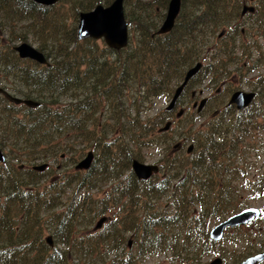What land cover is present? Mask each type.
I'll return each instance as SVG.
<instances>
[{
	"label": "trees",
	"instance_id": "trees-1",
	"mask_svg": "<svg viewBox=\"0 0 264 264\" xmlns=\"http://www.w3.org/2000/svg\"><path fill=\"white\" fill-rule=\"evenodd\" d=\"M66 1L78 22L81 12L113 0ZM187 1L191 6L181 5L172 30L150 37L163 17L162 5L156 13L154 5L124 0L129 28L138 37L130 35L123 50L105 47L115 56L109 61L102 59L96 41H78L76 27H66L68 9L59 8L63 0L50 7L32 0H0V20L25 22L26 32L39 38L37 49L49 60L39 65L19 59L8 42L6 51H0L1 80L12 78L13 86L23 87L21 98L38 103L29 107L0 97V149L7 158L0 163V264H142L159 255L154 264H204L205 258L222 254L219 247L228 237L214 242L208 231L213 222L237 212L239 185L248 191L244 208L264 198V174L247 181L245 162L255 153L257 133L264 132V89L261 100L247 109L233 113L219 106L205 123L197 125L190 118L170 132L159 133L169 112L151 114L158 100L171 98L207 50L218 64L217 74L202 68L198 84L206 72L218 77L228 66L243 69V61L264 76V0H252L258 4L251 27L261 26V34L251 36L256 55L241 47L237 36L224 37L217 48L209 46L249 0ZM143 14L153 17L149 25L141 22ZM238 54L245 58L241 63ZM171 132L183 144H193L191 153L171 152ZM155 147L159 171L138 181L131 163L141 162L143 153ZM86 151L95 155L86 171L73 166L46 180L47 170H32L62 155L74 165ZM102 216L110 222L93 230V221ZM127 234L135 254L127 250ZM47 236L53 247L45 242ZM239 239L235 234L231 241Z\"/></svg>",
	"mask_w": 264,
	"mask_h": 264
},
{
	"label": "rangeland",
	"instance_id": "rangeland-1",
	"mask_svg": "<svg viewBox=\"0 0 264 264\" xmlns=\"http://www.w3.org/2000/svg\"><path fill=\"white\" fill-rule=\"evenodd\" d=\"M140 1H145V0H140ZM251 3L252 2H250V4ZM254 3L257 6L258 2L254 1ZM250 4H247V5H250ZM59 5H61L59 7L61 9H64V10L68 9L67 10L68 15H66V19H65L66 27H69V28L77 27L78 22H75V19H74L75 13L73 12V10L71 8V1L63 0V3H59ZM241 7H242V3L240 4V8L238 9V17H239V12L241 10ZM127 8H128V6H125L124 15L127 11ZM263 10H264V8H263ZM235 18H237V17H235ZM125 19H126V17H125ZM238 24L242 25L243 22H238ZM25 25H26L25 22H16L14 25H10L7 22H5V20H3V21L0 20V51L1 52L6 51V43L7 42L10 43V45L12 47H14L21 42L19 40V37L24 36V35H25V38L27 39L26 43L33 46L34 48L38 47V42L40 41L39 38L36 35H32L31 33L26 32V29H25L26 26ZM129 33H130V35H132V37H136V35H137L135 33V29H132L131 27L129 28ZM134 33H135V35H134ZM216 33H219V30ZM13 36H14V38H12ZM137 37H138V35H137ZM96 42L98 44L99 51L103 53L102 59H109V61L115 59L114 55L105 51L104 48L106 46L102 40H99ZM210 45L212 46L211 43H210ZM260 45H261V53H262L261 57L264 59V37H262V39L260 41ZM1 47H2V49H1ZM8 54H10V53H8ZM202 56L209 59V62H210L209 65L212 67L211 70H213L214 73L217 74V71L215 72L214 67L218 66V64L215 62L214 58H212V56L210 57L209 52H206V51L202 53ZM237 57H238L239 63H241V61L243 60V56L241 55V57H240L238 54ZM232 58L234 59V57H232ZM206 63L207 62H205V64ZM0 64H3V63L0 62ZM239 66H240V64H239ZM228 67H233V66H228ZM225 71H227V70H225ZM257 73H258L257 74L258 79H260V81L262 82L261 78L259 77V75L261 74V70L258 71ZM263 74H264V70H263ZM2 76H3V74L1 75V71H0V87H3L6 90H9L10 92L7 91L9 94L16 96V97H20L21 96L20 91H23V87H20L19 83H16L13 86V79L12 78H9L8 80H1ZM207 76L208 77L204 81L200 82L199 84H198V81L191 82V84L189 85V87L186 90V93L184 94V96L180 100V105L178 106V108H181V109L184 108L185 109V112H186L185 116H183L181 120L180 119L177 120L176 116L174 115L172 118L167 120L164 123V125L169 121L172 123V125L174 127L173 129L175 130L178 125L185 124L190 118L195 119L194 123H196L197 125H200V124L205 123L208 120V118L211 115V112H213L219 106H220V108H219V110H220L223 106H225L227 104L228 97H227V99H224V102L221 101L222 100L221 99L218 102L215 101V102L209 103L205 107V109L200 114H198V115H200L199 118L194 117V115H196V113L191 108L190 97H189L190 96V90L192 88L196 87L199 90L204 91L205 86L206 87L212 86L211 84L215 83V80H213V78H211L212 73H210ZM218 78L220 79L221 75H219ZM262 79H264V76ZM13 87H19V89L17 88L16 92H13L14 91ZM246 89H250V88H246ZM130 95H131V93L128 94V96H130ZM0 97H2V95H0ZM168 102H169V98L167 100H164V99L158 100L156 103V106L152 110L151 114H155L158 112H165V107L167 106ZM231 112L235 113L232 109H231ZM259 122H262V120L259 119ZM164 125H163V127H164ZM173 129L171 126V130H173ZM171 130H167L165 132H170ZM177 131H178V128H177ZM169 136L174 138L177 135L174 132L173 133L171 132ZM256 139H257V144H254L255 145L254 146L255 153L253 154L251 152L245 160L246 165L249 168V171L246 174L247 175V178H246L247 181H253V180L257 179L258 177H260L262 174H264V132L263 131L258 132L256 135ZM175 141L176 140H173L172 143H170L171 152H176V148L172 147V146H174ZM188 145L189 144L183 145V148L179 152L180 153L184 152L186 146H188ZM157 147L160 148V146H157ZM143 155H144V159H142L141 163H144L147 165L155 164L154 162L157 161L159 156H160L156 147L153 148L152 150H148L146 153H143ZM72 162L73 161L69 160L68 156L67 157L63 156L61 159L51 163L49 169L47 170V174L44 177L46 178V180H49V178L52 176H57L59 174L63 175V173H66L69 170V168H73V166L78 161L74 165H72ZM56 169H57V172H55ZM237 193H238L237 197H239V201L241 202V205L237 206V208H238L237 211H240V210L244 209V205H242L243 197H248V191H247L246 186L241 183L239 185V189H238ZM248 207H257V208L261 209V212L263 213L262 219L258 222H254L252 224H249L247 226L239 228L237 231H235V229L234 230H227L226 237H228V238H227V240L223 241L221 246L219 247V249H220L219 252L222 254L220 256H211V257L205 258L203 260L204 264H207L210 260H212L215 257H221L223 259V264H233L235 260H237V262H239L245 256L256 253L258 251H261V248L264 247V198L256 199L255 202L249 204ZM95 221H93V226H94ZM109 221H110V219H109ZM106 223H107V221H106ZM216 223H217V221L213 222L210 225V228L213 227ZM235 234H239V236H240V239L237 243H233L231 241V238H233V236ZM128 235L129 234H127V237L125 238L126 242H128V240L132 241V238L129 237ZM131 250L133 252H135L134 248ZM161 258H162L161 255L149 257L147 259H144L142 261V264H154L157 261H159V259H161Z\"/></svg>",
	"mask_w": 264,
	"mask_h": 264
},
{
	"label": "water",
	"instance_id": "water-1",
	"mask_svg": "<svg viewBox=\"0 0 264 264\" xmlns=\"http://www.w3.org/2000/svg\"><path fill=\"white\" fill-rule=\"evenodd\" d=\"M35 3L43 6H51L57 3L59 0H33ZM124 0H113V2L104 7L102 5H96L91 11L83 12L79 15V21L76 31L77 40H103L104 44L115 51L123 49L128 44V29L127 22L124 18V9H123ZM180 8V0H170L168 4V9L166 17L158 30V34H165L169 32L174 24V21L177 17ZM254 9L252 7L244 6L242 14L246 11L252 12ZM13 50L17 53L20 59L31 60L40 65H48L47 59L42 52L29 45L28 43H21L16 45ZM201 64H196L194 67L190 68L183 79V82L175 89L173 96L166 106V110H172L175 104V101L181 94L184 86L200 69ZM252 93H244L242 91L235 92L232 94L229 102V105H235L237 110H242L246 108L252 98ZM12 102L16 104L23 103L29 107H37L38 103L33 100H22L20 98L8 97ZM206 100L203 99L198 105L197 111L199 112L202 107L205 105ZM183 114V111H179L176 116L180 117ZM171 123L167 122L164 127L159 129V132H165L169 130ZM178 144L174 145L173 148H177ZM193 145H189L187 148V153H191ZM93 160V152L89 151L86 156L81 159L76 165L75 170H87L91 166ZM6 161L5 156L3 155L0 149V162L4 163ZM48 164L44 163L32 167L33 171L43 172L46 170ZM131 170L135 178L138 181H146L152 177V175L158 172V166L152 164H144L138 160H133L131 163ZM261 217V212L256 207H249L243 209L233 215H230L213 226L208 236L214 242H219L226 229L235 228L239 226H244L255 219ZM106 221V218H100L94 229H100L102 224ZM45 242L49 247H53V241L51 236H47ZM130 242H128V245ZM264 261V251L257 253L253 256L246 258L241 261L239 264H258L259 262ZM222 260L220 258L213 259L209 264H221Z\"/></svg>",
	"mask_w": 264,
	"mask_h": 264
},
{
	"label": "flooded vegetation",
	"instance_id": "flooded-vegetation-1",
	"mask_svg": "<svg viewBox=\"0 0 264 264\" xmlns=\"http://www.w3.org/2000/svg\"><path fill=\"white\" fill-rule=\"evenodd\" d=\"M184 3L189 4L191 6V4L187 0H184V1L180 0V7ZM142 4L143 5L145 4L147 6L154 5L156 13H159V11H160L159 5H162L161 7H162L163 17L158 22H156L158 27L155 31L151 32L150 37H152V35L156 31L158 34V30L160 29V27H161V25H162V23L166 17L169 0H145ZM244 4H246V3H244ZM255 5L256 4L254 3V11L253 12L246 11V12H244V14H242L240 11L239 17L229 20L228 26L219 29V31H220L219 34H217V36L214 39H211L212 41L210 43L212 44V46L214 48H217L220 45H222V42L225 41V40H223V38L226 36L231 38V39H233L237 36L238 38H240V41H241V44H239V45H241V47H244V48L246 47L247 49H249L251 51L252 55H256L254 52V43L251 41V36L252 35L255 36L258 34L260 35L261 34V26H260V28L257 26H255L254 28L251 27V23L254 20V18L250 17V16L254 12H256L255 11L256 10ZM179 11H180V9H179ZM178 15H179V12H178ZM151 18H153L151 15L143 14V18L141 19V22L149 25ZM176 19H175V21H176ZM175 21H174V23H175ZM238 22H243V24L240 25V24H238ZM252 29L254 30L253 32L251 31ZM209 46H211V45H209ZM209 51L210 50H207L206 52H209ZM243 59L245 60V58H243ZM258 61H259V57H257V59L254 62H258ZM197 62H201L203 64V68L204 67L205 68H208V67L212 68L209 65V63H210L209 59H207L206 57L202 56V58L200 60H197L195 63H197ZM205 62H207V63L205 64ZM242 66L244 67L243 69L240 68L239 64H237L233 67H228L227 71H225L224 74L221 75L220 79L218 77L216 78V77L211 76V78H213V80H215V83L211 84L212 86H210V87L205 86L204 91L199 90L196 87L192 88L190 90V96H189L191 108L193 109V107H198L199 103L203 99L206 100L204 107H206L209 103H212L215 101L218 102L221 99H222L221 101L224 102V99H227V97H228V101H229L231 95L237 90L253 92L255 94L256 99L261 100V96H260L259 92L262 89H264V79H263V82H261L260 79H258V77H257V74H258L257 72L260 70L258 68L253 67V65L247 61H243ZM209 74L210 73L207 74V72H206V75H204L202 77V81H204L208 77L207 75H209ZM259 77L262 78L261 76H259ZM198 80H199V76H197V77L194 76L192 79V82L198 81ZM246 88H250V89H246ZM5 90L6 89H3L2 87H0V94L4 98L7 97L6 92L7 91L10 92L9 90H6V91ZM16 90H17V88H14L13 92H16ZM185 93H186V91H184L181 96H184ZM181 99H182V97H181ZM204 107H203L202 111L205 109ZM234 107L235 106L232 105V106H229L228 108L234 109ZM177 109H180V108H178V106L175 105V108L169 112L170 118H172L175 115ZM180 110L185 111L184 108L180 109ZM215 113L216 112L214 111L212 114V117L215 116L214 115ZM178 140L179 141H175V143L179 142L178 143V149H176V151H180L183 148V139H178ZM130 235L131 234H129L128 236H130ZM132 242L129 245L132 247L127 248V250H130L131 252H133L131 250V249H133V243ZM120 248H123V246H120L118 249H120ZM132 254H135V252H133ZM262 264H264V262Z\"/></svg>",
	"mask_w": 264,
	"mask_h": 264
},
{
	"label": "bare ground",
	"instance_id": "bare-ground-1",
	"mask_svg": "<svg viewBox=\"0 0 264 264\" xmlns=\"http://www.w3.org/2000/svg\"><path fill=\"white\" fill-rule=\"evenodd\" d=\"M163 40V39H162Z\"/></svg>",
	"mask_w": 264,
	"mask_h": 264
}]
</instances>
